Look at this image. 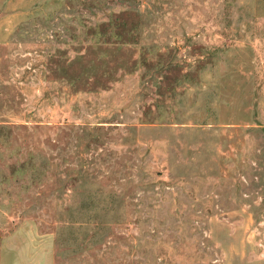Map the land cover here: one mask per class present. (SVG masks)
<instances>
[{
	"label": "rangeland",
	"instance_id": "374dc122",
	"mask_svg": "<svg viewBox=\"0 0 264 264\" xmlns=\"http://www.w3.org/2000/svg\"><path fill=\"white\" fill-rule=\"evenodd\" d=\"M0 264H264V0H0Z\"/></svg>",
	"mask_w": 264,
	"mask_h": 264
}]
</instances>
